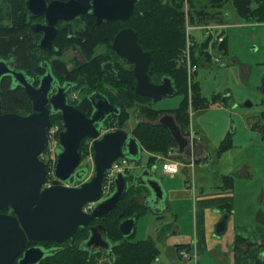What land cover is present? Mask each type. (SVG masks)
Listing matches in <instances>:
<instances>
[{
	"label": "water",
	"instance_id": "1",
	"mask_svg": "<svg viewBox=\"0 0 264 264\" xmlns=\"http://www.w3.org/2000/svg\"><path fill=\"white\" fill-rule=\"evenodd\" d=\"M136 1L56 0L46 6L45 0H28L27 6L33 10L32 5L48 7L47 14L49 17L54 15L53 19H68L90 10L96 21L101 22L103 19L128 18ZM91 5L93 8L90 9ZM133 46L134 49L131 48ZM113 48L118 56L132 65L135 91L149 97L151 104L178 92L176 82L169 75L163 74L161 80L156 81L157 77L150 72L151 51L142 48L133 30H120L113 41ZM109 64L110 61L103 62L102 69H110ZM9 71L5 63L0 62V78ZM15 75L24 83L20 74ZM46 78L38 88L25 83L33 101L32 112L27 115L2 113L3 102L0 99V209H13L15 212L0 213V264H14L18 257L17 264H37L46 254L60 252L63 247L46 251L38 246L27 247L29 241L53 240L63 244L80 228L90 230V236L85 240L88 250L110 258L116 242L110 240L106 224L91 222L109 217L132 189L139 188L134 193L135 198L141 199L147 208L154 211L161 209L166 197L162 179L151 167L141 166V142L123 127L104 128L107 118L120 112L106 94L96 91L90 95L94 110L91 116H87L67 102L64 89L49 99L50 83ZM49 102H52L54 110L62 111L63 129L55 162L54 184L43 187L48 171L39 155L50 148L47 137V129L51 125ZM245 105L251 106L252 103L247 101ZM175 117L171 112L163 113L156 124L166 128L172 136V148L167 149L166 157L168 152H174L175 158L186 160L196 154L199 139L196 132L185 130L184 124ZM84 137L92 139L94 149L95 168L91 177L88 165L78 168ZM122 158L136 162L138 169L135 172L120 171L115 176L112 191L106 194L103 184L107 170ZM140 187L145 192L141 193ZM137 218V213L124 217L119 223V231L126 237L132 235ZM225 227L226 221L221 219L216 224V232H222ZM40 264L67 263L44 261Z\"/></svg>",
	"mask_w": 264,
	"mask_h": 264
},
{
	"label": "rangeland",
	"instance_id": "2",
	"mask_svg": "<svg viewBox=\"0 0 264 264\" xmlns=\"http://www.w3.org/2000/svg\"><path fill=\"white\" fill-rule=\"evenodd\" d=\"M196 6L217 11V14L224 16L226 21L220 23V21L213 20L209 22L208 24L212 25H224L213 28L208 37L207 33L202 31L201 28H192L189 33H187V29L185 31L186 46L178 58V65L186 68L189 83L193 79L200 82L202 94L210 100L207 107L194 110L190 120L193 127L199 132L197 133L199 140L214 156V163L211 164V168L214 169L219 164L220 167L223 166L226 170L236 169L235 172L238 174L242 171L244 173L249 172L252 176V180L246 179V175L245 177H237L236 185L239 202L245 204L247 197L246 203H248L245 208L241 205L239 212L240 210L249 209L248 207H261L264 211V194L261 193L264 189V118L260 116V113L264 111V106L261 103L262 95L259 89L264 75V21L246 22L242 20L237 15L232 2H226L220 8H213L208 0H196ZM188 9L189 2L184 0L186 28H188V25L202 26L207 24L194 25L190 23ZM6 10V3L0 0V25L10 23L6 16ZM141 13L145 14L144 11ZM226 38L228 53H224V50H222L225 48L223 44ZM196 52L200 54L201 59L196 61L197 70L191 72L189 59L191 63H194ZM110 54L111 52L107 51L104 45L90 52L78 48L77 54L76 51H71L68 48L60 56H57L60 60L59 70L65 74L64 76L75 75L77 77L79 75V78L83 80L78 88L72 89L71 94L83 97L93 86L110 89L112 86L110 78L96 70V66L93 67L95 65L93 62L97 64L98 61L103 60ZM75 55L78 58L73 63L76 58ZM231 59H235V61H231ZM82 61L86 63L83 64ZM76 67H78L77 71H75ZM91 76L93 77L92 81L89 79ZM225 94H228L226 102H220V95ZM215 95H219L217 100L213 98ZM182 98L183 94L176 93L167 96L162 101L153 104V106L157 109L176 108ZM247 101L253 102L254 105L245 107ZM129 114L128 120L121 127L131 132L136 123L144 119V116L138 113L135 108L130 109ZM111 120L113 118L110 117L106 121ZM113 121L110 129L119 127L117 121ZM53 124L60 123L53 122ZM224 138L230 139V151L218 157V145ZM83 145L81 165H88L91 168L89 175H94L95 161L92 139H88ZM142 157L141 166L146 163L149 155L142 151ZM130 165L131 170L129 171L133 170L134 172L139 166L134 161ZM118 211L119 208H117ZM147 211L149 212L139 217L137 230L132 237L133 240L147 238L148 233L153 232L154 225L155 227H161L165 222L162 218H156L157 215L152 208ZM117 212L115 211L114 215ZM238 217V222L244 220V217H240L239 213ZM155 219H157L156 223ZM76 241L78 240L76 239ZM76 241H74L75 244ZM100 260L103 262L101 256ZM157 263H159L158 260L153 264Z\"/></svg>",
	"mask_w": 264,
	"mask_h": 264
},
{
	"label": "trees",
	"instance_id": "3",
	"mask_svg": "<svg viewBox=\"0 0 264 264\" xmlns=\"http://www.w3.org/2000/svg\"><path fill=\"white\" fill-rule=\"evenodd\" d=\"M208 1L213 8H220L226 2H232L237 15L242 20L246 22L264 21V0ZM188 2V20L190 23L197 25L208 24L213 20L220 21V23L226 21V18L220 14L218 15L217 11L196 6V0H188ZM138 6V12H145V15L140 16L142 21L138 28L142 34L143 45L151 50L150 72L158 77L167 74L176 82L177 93L183 94V98L178 104L179 106L174 109L155 108L150 103L151 99L149 97L140 95L134 90L135 81L132 80L134 75L126 66L122 68L123 70L127 68L125 71H130V75L126 74L124 76L123 70L121 75H113L103 70L102 63L105 58L98 61L97 64L93 62L95 64L93 67L96 66V70L110 78L112 85L110 89L106 87L99 88L120 108L119 113L111 114L107 120L111 117L121 127L130 116L129 110L135 108L138 113L144 116V119L136 123L132 134L146 150L165 155L172 142V136L166 128L156 124L159 116L163 113L171 112L176 116L175 118L179 123L184 124L186 129L190 126L189 107L191 106L194 109L205 108L210 104V100L202 94L200 82L197 79H193L189 83L186 68L178 65V58L186 46L184 0H139ZM223 46L226 48L227 38ZM8 49H11V44L5 43L0 38V52H6ZM16 52L22 56L20 50L17 49ZM194 57L195 63L201 59L200 57ZM4 92L5 95L1 99H3L5 106L12 107L13 110L19 112L25 109L24 99L20 91L10 92L5 90ZM213 98L217 100L219 95H215ZM29 109H31L30 105ZM113 120L106 121L104 128H110V125L114 122ZM53 122L61 124V118L54 117ZM227 138L220 142V152H223L231 145L230 139ZM80 148V152L83 154V143H81ZM138 189H132L122 199V203L118 207L119 211L115 210L117 212L116 215H114V211L109 217L102 220L107 225L110 240L116 242L111 252V264H152L159 255V249L152 241L133 240L132 237L135 232L126 237L118 228L124 217L132 216L136 213L139 216L143 211L147 210V207L134 196ZM120 213H123V215L120 216ZM240 241H242V238L238 237L237 243ZM89 252V250H82L79 242L76 241V244L59 252V259L67 264H99L101 255L98 253L90 254ZM252 264H264V261L259 260Z\"/></svg>",
	"mask_w": 264,
	"mask_h": 264
},
{
	"label": "crops",
	"instance_id": "4",
	"mask_svg": "<svg viewBox=\"0 0 264 264\" xmlns=\"http://www.w3.org/2000/svg\"><path fill=\"white\" fill-rule=\"evenodd\" d=\"M222 50L228 53V47ZM194 110L198 109L189 107L190 117ZM185 130L196 132L198 138L199 132L193 127L191 120L190 126ZM199 143L196 154L186 160L175 158L174 152H168V157L182 162L177 173H169L162 168L165 159L163 154L150 152L142 145V151L149 155L143 166L152 168L162 179L166 190L161 209L154 211L156 218L165 221L163 226L155 227L153 224V232L148 233L147 238L139 239L152 241L158 247L159 255L152 264L156 260L159 262L157 264H252L259 260L264 261L263 209L248 207L249 209L239 212V207L243 205L245 208L248 203L247 197L245 204L239 202L237 177L246 175V179L252 180V176L249 172L241 171L238 174L236 169L226 170L219 164L216 168H211L214 156L200 140ZM220 145L219 142L218 157L230 151V148H226L220 152ZM140 189L143 190L141 193L145 192L143 187ZM261 193L264 194V189ZM140 202L142 203L141 199ZM147 210L138 216L137 222L141 215L149 212ZM238 213L240 217H244L243 221L238 222ZM221 219H225L226 227L218 233L216 224ZM136 230L137 227L135 232ZM238 237L242 238L239 243ZM182 248L193 253L188 260L181 258L179 250ZM194 252L197 253L196 256ZM101 257L103 262L100 260L99 264H111V256Z\"/></svg>",
	"mask_w": 264,
	"mask_h": 264
},
{
	"label": "flooded vegetation",
	"instance_id": "5",
	"mask_svg": "<svg viewBox=\"0 0 264 264\" xmlns=\"http://www.w3.org/2000/svg\"><path fill=\"white\" fill-rule=\"evenodd\" d=\"M3 1L7 5L6 16L10 20V23L0 25V38L4 40L5 43H10L11 49H8L6 52H0V62H4L8 69L11 71L2 74L0 78V96L2 98L5 95V90H8L10 92L17 90L20 91L24 99V105L26 110H21V112L13 110L12 107L5 106L2 99V113L17 112L21 115H27L31 113L33 101L31 98H29V92L26 88L25 83L35 88H38L41 85L40 83H42L43 80L48 77V79L46 78V80H49L50 83L48 90L49 99H52V96L56 95L60 89H64L66 93L65 96L67 97V102L73 106H76L87 116H91L94 110V106L91 101L90 95H92V93L96 91L102 93H104V91H102L99 87L93 86L90 91L86 92L83 95V97H80V95L77 94H71L72 89L78 88L83 82V80L79 78V75L77 77L75 75L64 76L65 74H63L59 70L60 60L57 56H60L68 48L71 51H76L77 54L78 48H82L83 50H88L90 52L91 50H95L96 48H100L101 46L105 45L106 50L111 52V54L108 55L103 61H110L111 63L109 64L110 69H107L105 71L113 75H121L123 70L122 67L126 66L133 72L134 75L132 65L128 63L123 57L118 56L113 48V41L116 37V34L120 30L128 28L136 33L138 43L142 46V48L146 51H151L143 45L141 39L142 34L140 29L138 28V25L142 21L140 16L145 15L144 13H140L137 11L139 7V0L135 2L134 10L128 18H116L113 20L103 19L101 22L96 21V16L91 13L90 10L85 13L76 14L74 17L68 19H53L54 15L52 17H49L47 14L48 7L32 5L34 8L33 10L30 6H27L28 0ZM53 1L56 0H45L46 6H49V3ZM91 8H93V5H91L90 9ZM131 48L134 49L135 47L133 46ZM17 49L22 52V56L16 52ZM197 54L199 53L196 52L194 56H197ZM75 56L76 58L72 56L73 58H75L73 63H75L78 58L77 55ZM82 63L84 64L86 62L82 61ZM77 68L78 67H76L75 71H77ZM125 70H123V76L126 74L130 75V71ZM15 73L21 75L22 80H24V83L20 82L19 78L16 77ZM154 76L157 77L156 81L161 80V76ZM262 78L264 80V75ZM89 79L90 81H92L93 77L91 76L89 77ZM132 80L135 81V90V75ZM261 83L262 84L259 89L262 95L261 103L264 106L263 81ZM227 98L228 94L220 95L219 101L221 102L222 100H227ZM251 103V106L245 105V107H252L254 103ZM29 105L31 109H29ZM48 107L51 109V125L53 124L54 117L61 118V132V130L63 129L62 111L54 110L52 102L48 103ZM260 116L264 118V111L260 113ZM88 139L90 138H82L81 143L88 141ZM170 148H172V145L169 146V149ZM59 149L60 146L58 147L57 152ZM44 156V153H41L39 155V158L45 162ZM82 166L83 165H81L80 163L78 168H82ZM91 176L92 175H89V177ZM0 213L15 214L13 209H0ZM98 222L103 221L95 220L92 221L91 224H95ZM80 234L84 236L82 237L81 235V238H79ZM89 236V228H80L73 237L65 241L63 244H58L53 240H45V242L42 240H35L29 241L26 246H38L46 251L57 249L60 247H63L64 250L67 247L74 245V241H76L77 239L80 248H82V250H88L86 246L87 241L85 240H87ZM89 253L92 254L96 252L90 251ZM18 258L15 260L14 264H17ZM44 261H50L53 263H65L59 259V252L46 254L45 257L37 264H40Z\"/></svg>",
	"mask_w": 264,
	"mask_h": 264
},
{
	"label": "built area",
	"instance_id": "6",
	"mask_svg": "<svg viewBox=\"0 0 264 264\" xmlns=\"http://www.w3.org/2000/svg\"><path fill=\"white\" fill-rule=\"evenodd\" d=\"M224 24H217V25H212V24H205L202 26H190L188 25L187 29V33L190 32V30L192 28H201L202 31H204L205 33H207V37L209 36V32L217 27V26H223ZM206 39V38H205ZM222 40V38H220ZM199 54H197L196 57H198ZM187 58V56H186ZM189 66H191V72H194L195 70H197L198 65L194 62L191 63L190 59H189ZM47 137H49V142H50V148L48 151L44 152V160L45 163L47 165V179L45 180V182L43 183V187H48V186H52L54 184V179H55V166L57 162V149L60 145V124H52L48 129H47ZM131 160H129L128 158H122L121 160H119L118 162L114 163L108 170L106 173V177L104 180V191L106 194H109L114 186V179L115 176L120 172V171H129L131 170ZM182 162L180 160L177 159H172L170 157H165V159H163L162 162V168L169 172V173H177L178 170H180V166H181ZM49 167V168H48ZM179 254L181 256V258L183 260H188L191 255H193V253H191L187 248H182L179 250ZM194 255L196 256L197 253L194 252Z\"/></svg>",
	"mask_w": 264,
	"mask_h": 264
}]
</instances>
